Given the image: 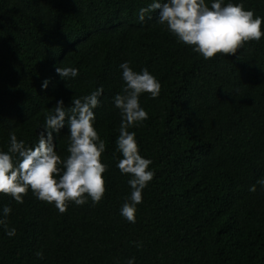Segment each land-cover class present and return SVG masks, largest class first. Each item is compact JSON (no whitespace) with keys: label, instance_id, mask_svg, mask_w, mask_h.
<instances>
[{"label":"trees","instance_id":"trees-1","mask_svg":"<svg viewBox=\"0 0 264 264\" xmlns=\"http://www.w3.org/2000/svg\"><path fill=\"white\" fill-rule=\"evenodd\" d=\"M151 2L0 0V150L10 132L33 147L57 101L68 108L102 87L94 128L107 165L103 199L68 203L63 213L30 189L22 203L0 194V219L16 230L9 237L0 226V264H264V37L205 60L156 12L139 20ZM230 2L264 17V0ZM124 61L161 84L158 97L140 95L148 119L129 129L154 172L135 223L120 215L131 190L116 167L121 115L113 97L122 94ZM56 66L78 75L66 81ZM67 132L53 133L61 159Z\"/></svg>","mask_w":264,"mask_h":264},{"label":"clouds","instance_id":"clouds-1","mask_svg":"<svg viewBox=\"0 0 264 264\" xmlns=\"http://www.w3.org/2000/svg\"><path fill=\"white\" fill-rule=\"evenodd\" d=\"M156 12L158 22L176 36L177 40L200 54L205 60L234 55L249 42H259L264 37L261 26L264 17L245 10L242 3H225V0H152L147 7H141L138 18L145 20V14ZM151 18V17H149ZM121 79L124 82L122 94L113 97V105L120 111L119 135L116 148L122 158L116 164L122 175H129L127 181L130 196L120 208V215L129 223L136 222L137 206L142 203V192L152 181L154 172L150 169L151 160L141 156L136 134L129 131L139 127L148 119V114L140 106L139 97L147 93L150 98L160 94V82L146 69L134 71L128 61L119 64ZM62 79L75 78V67H55ZM49 80L45 79L42 89H47ZM103 88L81 98L73 99L71 107L65 108L62 100L57 101L52 113L46 114L38 142L33 147L18 140L14 132L9 133L7 151L0 150V194L9 195L18 203L30 189L33 196L50 204L63 213L68 203L84 205L90 199L99 203L105 194L103 173L107 165L101 162L106 145L94 128V109L100 106ZM67 125L69 155L61 159L57 154L53 133H59ZM264 190V178L257 181ZM249 191L255 192V185ZM11 208L4 206L6 218ZM6 235H15V228H7ZM140 247V244H137ZM39 256L40 253H37ZM125 264H135L129 258Z\"/></svg>","mask_w":264,"mask_h":264}]
</instances>
